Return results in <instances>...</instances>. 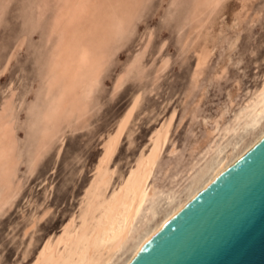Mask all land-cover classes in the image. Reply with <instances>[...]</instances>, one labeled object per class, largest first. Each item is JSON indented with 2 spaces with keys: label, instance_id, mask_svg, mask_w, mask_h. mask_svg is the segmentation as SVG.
<instances>
[{
  "label": "rangeland",
  "instance_id": "obj_1",
  "mask_svg": "<svg viewBox=\"0 0 264 264\" xmlns=\"http://www.w3.org/2000/svg\"><path fill=\"white\" fill-rule=\"evenodd\" d=\"M263 72L264 0H0V264L63 245L127 117L114 185L166 119L188 159ZM168 175L156 178L165 189Z\"/></svg>",
  "mask_w": 264,
  "mask_h": 264
},
{
  "label": "bare ground",
  "instance_id": "obj_2",
  "mask_svg": "<svg viewBox=\"0 0 264 264\" xmlns=\"http://www.w3.org/2000/svg\"><path fill=\"white\" fill-rule=\"evenodd\" d=\"M69 54L75 56L77 64L88 65L85 53L77 55L69 50ZM260 83L254 96L230 119L223 125L217 123L216 128L206 131L201 142L191 146L189 165L184 166L188 159L172 140V120L164 119L151 133L146 149L132 168L114 185L111 159L127 117L107 140L94 178L85 189L86 203L84 209L80 208L79 225L74 229V221H69L63 245L61 237L51 244L47 242L32 264H127L147 238L264 135V72ZM164 153L168 158L161 172ZM161 173L171 176L172 188L165 189L156 182ZM59 245L63 246L60 252Z\"/></svg>",
  "mask_w": 264,
  "mask_h": 264
},
{
  "label": "water",
  "instance_id": "obj_3",
  "mask_svg": "<svg viewBox=\"0 0 264 264\" xmlns=\"http://www.w3.org/2000/svg\"><path fill=\"white\" fill-rule=\"evenodd\" d=\"M127 264H264V135L147 238Z\"/></svg>",
  "mask_w": 264,
  "mask_h": 264
}]
</instances>
